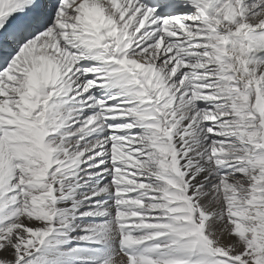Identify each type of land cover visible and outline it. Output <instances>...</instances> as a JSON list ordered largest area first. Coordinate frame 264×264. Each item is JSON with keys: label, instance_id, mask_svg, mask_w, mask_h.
<instances>
[{"label": "snow or ice", "instance_id": "obj_1", "mask_svg": "<svg viewBox=\"0 0 264 264\" xmlns=\"http://www.w3.org/2000/svg\"><path fill=\"white\" fill-rule=\"evenodd\" d=\"M0 264H264V0H0Z\"/></svg>", "mask_w": 264, "mask_h": 264}]
</instances>
